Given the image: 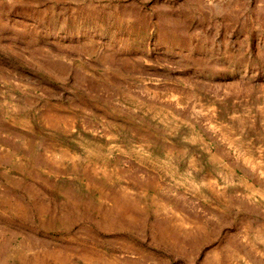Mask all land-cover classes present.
I'll return each instance as SVG.
<instances>
[{"label":"rangeland","instance_id":"rangeland-1","mask_svg":"<svg viewBox=\"0 0 264 264\" xmlns=\"http://www.w3.org/2000/svg\"><path fill=\"white\" fill-rule=\"evenodd\" d=\"M0 264H264V0H0Z\"/></svg>","mask_w":264,"mask_h":264}]
</instances>
